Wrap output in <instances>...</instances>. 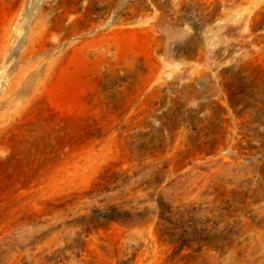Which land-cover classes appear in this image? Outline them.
Segmentation results:
<instances>
[{
    "label": "rangeland",
    "instance_id": "rangeland-1",
    "mask_svg": "<svg viewBox=\"0 0 264 264\" xmlns=\"http://www.w3.org/2000/svg\"><path fill=\"white\" fill-rule=\"evenodd\" d=\"M0 264H264V0H0Z\"/></svg>",
    "mask_w": 264,
    "mask_h": 264
}]
</instances>
